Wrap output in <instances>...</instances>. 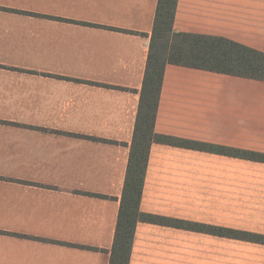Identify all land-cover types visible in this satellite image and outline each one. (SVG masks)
Segmentation results:
<instances>
[{
    "label": "crops",
    "instance_id": "1",
    "mask_svg": "<svg viewBox=\"0 0 264 264\" xmlns=\"http://www.w3.org/2000/svg\"><path fill=\"white\" fill-rule=\"evenodd\" d=\"M158 0H0V264H109ZM173 29L264 54V0H178ZM154 132L264 154V81L167 65ZM140 212L264 235V163L150 147ZM130 264H264L139 222Z\"/></svg>",
    "mask_w": 264,
    "mask_h": 264
},
{
    "label": "trees",
    "instance_id": "2",
    "mask_svg": "<svg viewBox=\"0 0 264 264\" xmlns=\"http://www.w3.org/2000/svg\"><path fill=\"white\" fill-rule=\"evenodd\" d=\"M177 5L178 0H158L157 3L109 264H130L135 229L139 222L264 245V235L140 212L150 147L154 143L264 163V154L233 150L154 132L167 65L264 81L263 53L225 38L175 32L173 25Z\"/></svg>",
    "mask_w": 264,
    "mask_h": 264
}]
</instances>
